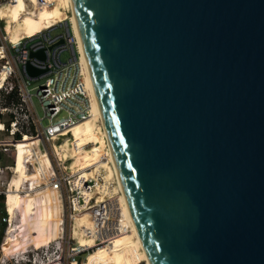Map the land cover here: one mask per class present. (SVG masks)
Returning <instances> with one entry per match:
<instances>
[{
  "label": "water",
  "instance_id": "obj_1",
  "mask_svg": "<svg viewBox=\"0 0 264 264\" xmlns=\"http://www.w3.org/2000/svg\"><path fill=\"white\" fill-rule=\"evenodd\" d=\"M72 8L149 264H264V0Z\"/></svg>",
  "mask_w": 264,
  "mask_h": 264
},
{
  "label": "built area",
  "instance_id": "obj_2",
  "mask_svg": "<svg viewBox=\"0 0 264 264\" xmlns=\"http://www.w3.org/2000/svg\"><path fill=\"white\" fill-rule=\"evenodd\" d=\"M3 1L5 0H0V5ZM54 1L42 0V3L50 8ZM0 24V158L12 154L10 164L0 166L1 179L13 163L15 143L25 136L36 138L41 146H45L46 142L54 154L57 149L49 134L50 129L60 128L68 119H75L77 122L86 119L92 104V94L86 84V72L80 59L78 40L69 21L58 23L16 44L9 41L1 19ZM62 25L65 34H50L52 28ZM40 51L43 59L29 57L31 52ZM63 52L70 54L64 63L60 60ZM27 63L39 73L29 76ZM29 129L30 133L27 132ZM62 132L72 137L71 131L66 129ZM64 163L63 160L57 163L59 172H62ZM68 180L66 178L65 184L71 213L77 210L76 203H89L90 227L85 231L86 236L92 237L99 244L119 234L122 227L116 219L120 215V201H110L105 197L100 203H96L94 194L85 200L81 190L96 192L94 181L85 179L78 187H72ZM1 186L0 181V196H4L3 201L0 200V230L7 223L5 234L9 223L8 216L2 212V209L4 212L6 210L5 188ZM71 243V239L62 238L52 250L51 243L32 245L30 248H23V244L21 247H14L12 243L7 245L6 235H0V264H72L76 256L91 250L82 248L74 251Z\"/></svg>",
  "mask_w": 264,
  "mask_h": 264
},
{
  "label": "bare ground",
  "instance_id": "obj_3",
  "mask_svg": "<svg viewBox=\"0 0 264 264\" xmlns=\"http://www.w3.org/2000/svg\"><path fill=\"white\" fill-rule=\"evenodd\" d=\"M56 1L58 0H55L54 2ZM15 4L18 6L19 13L13 18ZM67 5L68 7L66 9L62 8L58 11V21L56 25L64 21H69L71 24L73 34L78 40L80 59L86 72L88 88L92 94V104L90 105L86 119L81 122H77L75 119H68L60 126V128L53 130L50 129L49 134L55 143V148L61 154L63 161L65 163L68 162L67 173L70 176L69 184L72 187H78L83 180L90 179L94 181L97 191L92 193L89 189L81 190L85 200L93 194L97 200L96 203H100L105 197L110 201L118 199L121 203V207L120 215L116 220L122 227L119 234L108 239L106 242L97 244L92 237L86 236L85 233L88 227H90L89 203L80 205L76 203L75 208L77 210L71 214L70 239L72 241V249L74 251H80L82 248L87 249L89 246V238L90 241H93L94 244L97 245V248L91 252L84 254L81 253L76 256L72 261V264H90L95 261L107 259H111V264H118L119 253L116 246L122 244L128 236H133L135 243H137L141 249L138 262H142L141 264H149L118 179L110 145L107 140L106 130L103 121L101 120L100 108L93 86L91 73L76 24L72 8V0H68ZM44 8L45 5H43L42 0H5L1 3L0 19L4 22L7 31L6 35L12 44H16L19 41L34 36L40 31L51 28L53 24H47L41 29H38L32 35L25 36L24 34V20H39L41 18L39 17L40 13ZM38 14L39 16L36 17ZM66 129L72 132V137L63 134L62 131ZM33 144H38L37 139L25 136L23 139L18 140L15 143V147L21 146L23 149H28ZM48 154L42 149L39 152V161L44 168H46L45 170L49 177L52 178L54 175V169ZM27 163L26 154L17 151L14 154L13 163L7 168V170L12 172V175H16L14 176L15 187L13 186L7 189V185H5V198L11 197L8 206H6V214L8 216L9 224L6 228L5 235L7 236V245L12 243L11 245H14V247H21L22 244L23 246L28 244L40 246L52 243L57 239L56 235H58V231L62 229L63 226L62 201L60 196L54 194V199L52 198V191L50 190L52 188L49 187L50 184L48 183L47 178L38 181L37 184L33 183L31 186L29 184L26 185L33 180L35 171L38 173V170H35L32 166L31 176L29 174L26 175L25 166H27ZM23 174L25 176L23 177L25 181H23L21 177ZM23 189H28L31 192L30 194H33L31 195L32 198L41 195V197L44 198V205L43 203L41 205L37 203L36 210L31 211L29 201L25 197V211H19V207L23 203L21 196ZM17 212H22L25 215H37L32 219V223L34 224L32 225V228H30L31 233L34 235L32 238L30 237L28 239L26 237L25 240L23 236L19 237L18 234L13 235L16 231H23L21 225L18 227L13 225L18 216ZM35 235L41 237V239H36Z\"/></svg>",
  "mask_w": 264,
  "mask_h": 264
},
{
  "label": "rangeland",
  "instance_id": "obj_4",
  "mask_svg": "<svg viewBox=\"0 0 264 264\" xmlns=\"http://www.w3.org/2000/svg\"><path fill=\"white\" fill-rule=\"evenodd\" d=\"M67 1L68 0H58V1L54 2L53 7H50V8L45 7L41 11L40 16H39V14L36 16V17H38V16L41 17L37 21L25 19L24 20V25H25L24 34H25V36L32 35L38 29H41L42 27L46 26L47 24H53L51 27H54L58 21V16H57L58 11L61 10L62 8L66 9L68 7ZM18 13H19L18 6H17V4H15L14 5L13 18L16 17L18 15ZM0 26H2V24H0ZM61 33L65 34L64 25L52 28L50 31V34L53 36L59 35ZM6 34H7V31H6ZM69 55L70 54H68L67 52H63L60 55V60L62 61V63L67 61ZM85 80H86V84L88 87V80H87L86 75H85ZM27 132L30 133L31 130L29 129ZM50 143H53V141ZM53 145L55 146V143H53ZM38 146H40V147H38ZM43 147L46 148L45 150L47 153L49 152L48 156H50L49 158L51 159V162L53 164L54 175L52 176V178L49 177V175L47 174V172L45 170L46 168H44V166L39 161V152L43 149ZM17 151L18 152H24V154H26V160L28 161L27 166H25L26 167V170H25L26 175L27 174L30 175L32 173V166L35 170H38V167H37L38 165H40V167H41V169L38 170V173H37V171H35L33 180L30 181V183H27L26 185L29 184L31 186L33 183L37 184L38 181L42 180L41 177L44 174V175H46L47 181L50 184L49 187L52 188V189H50L52 191V194H51L52 198L54 199V194L59 195L61 198L63 226H62V229H60L58 231V235H56L57 239L54 240L50 244V250H52V249H54L53 248L54 245L56 246L58 243L61 242L62 238L66 239V240L70 239L71 214L72 213H71L70 209L68 208V200H67L68 193L66 191V184H65L66 178H69L68 181H70V176L67 173L68 162L63 164V166L61 167L62 172H59L57 163L63 160L61 157V154L59 153L58 150H56L55 154H52L51 149L49 148V145L46 142H45V146H43V145L41 146L40 144H33L28 149H23V147L17 146V147H15L14 152L16 153ZM11 158H12V154L8 155V156L7 155L1 156L0 166L3 167L7 164H10ZM14 176H16V175H12V172H9V171L4 172V174L2 175V177L0 179V181L2 182L1 188L2 187L5 188V185H7V189L10 187H13V186L15 187ZM21 177L23 179V177H25L24 174ZM23 181H25V179H23ZM30 193L31 192L28 189H23V192H21L23 203L20 205L19 211H21V210H22V212L25 211V206H26V203L24 201L25 197L29 201L31 211L36 210L37 205H38L37 203H39V205H41L43 203V205H44V198L41 197V195L32 198L31 195H33V194H30ZM6 199L7 198H5V200H4L5 210H6V202H7ZM22 212H17L18 216H17L16 221H14L13 225H15L17 227L21 225L23 227V231L22 232L16 231L15 234H13V235L18 234L19 237L23 236V238H25V240H26V237L29 239L30 237L32 238V236H34L31 233L30 228H32V225L34 224V223H32L33 222L32 219H34L37 215L36 216H32L31 214L25 215ZM6 213H7V210H6V212H4L5 216H7ZM3 226H4L3 229L0 230V235H5L4 229L7 226V223H4ZM61 231H62V233H61ZM60 235H62V238ZM35 237H36V239H39V240L41 239V237H39L37 235H35ZM88 241H89L88 242L89 246L87 249H91L90 251H88V252H91L92 250L97 248V245H95L93 241H90V238ZM27 243H28V241H27ZM24 247L30 248V247H32V245L28 244L26 246H23V248ZM116 249L118 250V253H119L118 264H141L142 263V262L141 263L138 262L139 258H140L139 255L141 254V249H140L139 245L137 243H135L133 236H128L122 244L116 246ZM88 252H84V253H88ZM90 264H111V259L99 260V261H95V262L90 263Z\"/></svg>",
  "mask_w": 264,
  "mask_h": 264
},
{
  "label": "trees",
  "instance_id": "obj_5",
  "mask_svg": "<svg viewBox=\"0 0 264 264\" xmlns=\"http://www.w3.org/2000/svg\"><path fill=\"white\" fill-rule=\"evenodd\" d=\"M37 167H38V170L41 169L40 165H38ZM41 178H42V180H44V179H46L47 177H46V175L43 174ZM3 199H4V196L1 195V196H0V200L3 201ZM10 199H11V197H7V199H6V200H7V202H6V206H8V204H9V202H10ZM2 212H3V215H4V210H3V209H2ZM2 229H3V228H2Z\"/></svg>",
  "mask_w": 264,
  "mask_h": 264
}]
</instances>
